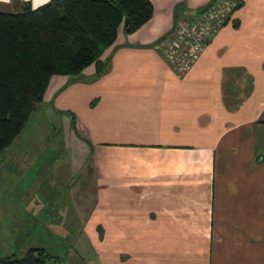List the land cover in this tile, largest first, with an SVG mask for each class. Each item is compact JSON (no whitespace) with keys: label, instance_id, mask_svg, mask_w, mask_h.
I'll return each instance as SVG.
<instances>
[{"label":"crops","instance_id":"crops-1","mask_svg":"<svg viewBox=\"0 0 264 264\" xmlns=\"http://www.w3.org/2000/svg\"><path fill=\"white\" fill-rule=\"evenodd\" d=\"M49 1L0 0V12ZM150 1L149 22L119 26L101 77L93 64L81 80L51 78L49 130L38 122L29 139L28 123L0 158V193L58 140L70 205L50 222L77 225L78 264H264V0H243L182 77L156 45L213 0ZM44 133L51 143L32 152Z\"/></svg>","mask_w":264,"mask_h":264},{"label":"trees","instance_id":"trees-1","mask_svg":"<svg viewBox=\"0 0 264 264\" xmlns=\"http://www.w3.org/2000/svg\"><path fill=\"white\" fill-rule=\"evenodd\" d=\"M153 13L150 0H50L34 10L0 12V158L42 104L53 76L81 80L95 64V78L101 77L108 65L100 57L114 44L119 26L132 34ZM55 259L44 248H31L22 257L1 258L0 264Z\"/></svg>","mask_w":264,"mask_h":264},{"label":"rangeland","instance_id":"rangeland-1","mask_svg":"<svg viewBox=\"0 0 264 264\" xmlns=\"http://www.w3.org/2000/svg\"><path fill=\"white\" fill-rule=\"evenodd\" d=\"M43 113L44 111L38 107L32 115L29 121L30 127L26 133L29 139L35 136V127L39 128L38 122H41L45 130L43 132L46 133L49 130L45 126L46 122L42 121ZM53 131L56 134L54 129ZM45 133L43 137L41 134L35 141V148L32 152L38 145L51 143V135L45 136ZM57 142L58 140L54 141L55 154L52 155L49 150L41 152L39 163L37 159H34L36 155L30 153L29 165L21 168L14 178L16 181L18 179L14 190L11 188L9 195L4 192L0 193V209L5 210L6 213L0 217V229H3V234L0 236V257H6L10 253L12 255L16 253V257H22L27 248L38 247L44 248L51 255L58 257V260H55L53 264H78L79 259L76 258L74 250V242L78 234L77 225L71 224V232L64 233L60 223L52 224L50 222L54 219H62L58 214L65 210L69 204L67 184L70 177L66 178V182L61 186L56 182L60 183L65 172H68L65 170L64 163H61L65 159V153L56 149ZM59 144L61 146V143ZM53 156H57V158L51 161ZM8 160V155H6L4 162L7 163ZM36 163L37 165L33 167L32 165ZM27 167L29 168L26 169ZM42 170L44 173L40 176ZM64 191L67 192V196L62 195ZM9 228L12 229L10 234L6 231Z\"/></svg>","mask_w":264,"mask_h":264},{"label":"built area","instance_id":"built-area-1","mask_svg":"<svg viewBox=\"0 0 264 264\" xmlns=\"http://www.w3.org/2000/svg\"><path fill=\"white\" fill-rule=\"evenodd\" d=\"M243 0H213L201 9L187 10L185 18L156 45L172 70L185 76L214 35L233 23L232 15Z\"/></svg>","mask_w":264,"mask_h":264}]
</instances>
